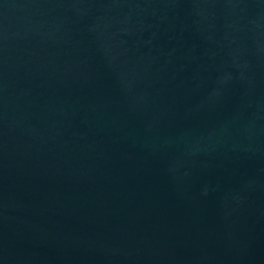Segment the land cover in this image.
<instances>
[{"label": "water", "instance_id": "obj_1", "mask_svg": "<svg viewBox=\"0 0 264 264\" xmlns=\"http://www.w3.org/2000/svg\"><path fill=\"white\" fill-rule=\"evenodd\" d=\"M0 264H264V0H0Z\"/></svg>", "mask_w": 264, "mask_h": 264}]
</instances>
